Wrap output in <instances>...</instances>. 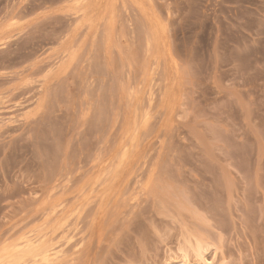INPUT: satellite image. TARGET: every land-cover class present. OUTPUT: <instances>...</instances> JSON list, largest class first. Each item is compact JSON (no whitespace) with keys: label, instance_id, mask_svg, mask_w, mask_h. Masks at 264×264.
Instances as JSON below:
<instances>
[{"label":"rangeland","instance_id":"1","mask_svg":"<svg viewBox=\"0 0 264 264\" xmlns=\"http://www.w3.org/2000/svg\"><path fill=\"white\" fill-rule=\"evenodd\" d=\"M0 264H264V0H0Z\"/></svg>","mask_w":264,"mask_h":264}]
</instances>
